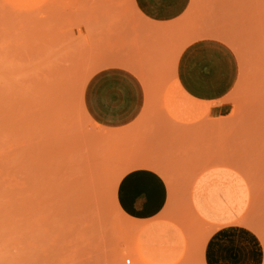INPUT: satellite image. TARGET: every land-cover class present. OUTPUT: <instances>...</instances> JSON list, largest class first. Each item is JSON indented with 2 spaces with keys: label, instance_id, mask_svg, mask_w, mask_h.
Wrapping results in <instances>:
<instances>
[{
  "label": "rangeland",
  "instance_id": "1",
  "mask_svg": "<svg viewBox=\"0 0 264 264\" xmlns=\"http://www.w3.org/2000/svg\"><path fill=\"white\" fill-rule=\"evenodd\" d=\"M96 3L133 14L128 41L97 36ZM135 4L0 0V264L208 263L220 233L188 192L201 170L232 165L233 132L264 127V0H183L150 27ZM126 56L172 110L222 135L180 140L159 166L145 152L152 135H102L89 94L123 77ZM153 174L158 208L123 195Z\"/></svg>",
  "mask_w": 264,
  "mask_h": 264
},
{
  "label": "crops",
  "instance_id": "2",
  "mask_svg": "<svg viewBox=\"0 0 264 264\" xmlns=\"http://www.w3.org/2000/svg\"><path fill=\"white\" fill-rule=\"evenodd\" d=\"M158 3L157 0H137L135 4V14L146 18L143 21L149 27L174 16H164ZM102 4L96 3L105 6L99 11L106 13L98 22L106 26L97 36L105 42L114 41L109 39L116 37L128 41L133 36L128 18L133 14L129 17L122 14L117 18L114 13L121 10ZM109 26L121 30L111 34L106 30ZM118 65L126 71L122 72L120 80L132 84L135 101L131 108L119 110L101 123L102 135L131 138L152 135L145 152L157 166L161 156L168 155L170 149L179 148L180 140L197 135H222L218 131L209 132L206 122L193 119L189 111L172 110L171 101L159 98L160 89L143 81L145 74L131 67L133 61L130 57H123ZM140 73L142 77L139 79ZM94 114V119L100 123L99 116ZM232 135V165L201 170L191 183L188 201L195 215L220 233V238L210 242L206 250L207 264H264V127L233 132ZM158 171L159 168L153 170ZM148 180L156 182L162 189L165 187L157 174Z\"/></svg>",
  "mask_w": 264,
  "mask_h": 264
},
{
  "label": "bare ground",
  "instance_id": "3",
  "mask_svg": "<svg viewBox=\"0 0 264 264\" xmlns=\"http://www.w3.org/2000/svg\"><path fill=\"white\" fill-rule=\"evenodd\" d=\"M157 5L161 9V13L167 17L180 12L183 0H159ZM117 79L113 80L114 83L100 82L96 84L89 94L92 110L99 116L100 124L119 110L125 111L134 105L135 96L132 92V84ZM140 182L139 185L128 182L123 189V195L134 197L138 193H143L150 202L149 206H152L153 209L158 208L162 200V187L152 180L142 179Z\"/></svg>",
  "mask_w": 264,
  "mask_h": 264
}]
</instances>
